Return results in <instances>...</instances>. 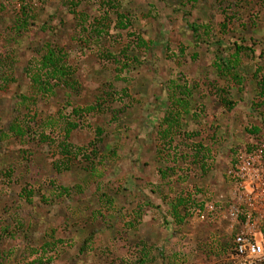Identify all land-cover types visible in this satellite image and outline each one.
Instances as JSON below:
<instances>
[{"label":"rangeland","instance_id":"374dc122","mask_svg":"<svg viewBox=\"0 0 264 264\" xmlns=\"http://www.w3.org/2000/svg\"><path fill=\"white\" fill-rule=\"evenodd\" d=\"M49 49L77 91L31 82ZM262 77L264 0H0V250L21 240L4 264H230L229 222L196 211L225 217L232 162L264 145Z\"/></svg>","mask_w":264,"mask_h":264},{"label":"built area","instance_id":"2783aa9c","mask_svg":"<svg viewBox=\"0 0 264 264\" xmlns=\"http://www.w3.org/2000/svg\"><path fill=\"white\" fill-rule=\"evenodd\" d=\"M234 197L222 215V207L206 204L196 211L200 221L229 222L232 249L230 264H264V145L236 156L227 172Z\"/></svg>","mask_w":264,"mask_h":264},{"label":"trees","instance_id":"16d2710c","mask_svg":"<svg viewBox=\"0 0 264 264\" xmlns=\"http://www.w3.org/2000/svg\"><path fill=\"white\" fill-rule=\"evenodd\" d=\"M24 7V6H23ZM24 10V8H22ZM123 17L121 15H118V19H119V28H125V25L122 24V21L120 19H122ZM30 19V16L27 15L26 12L22 11L20 16H15V18L13 19V28L12 30L16 32V35H18V37H22L24 38L25 35L28 32V26H29V22L28 20ZM194 30V35H195V39L198 40L199 42L202 41L200 35H197V28H193ZM243 49L241 46H238L236 49V56L239 54V51ZM63 62H64V56L62 53H56L55 50H51L49 49L48 52L44 55L41 56L40 58V66H39V72L34 75L31 78V82L34 84L39 85L40 87H44V86H48L50 81H54V83H60V85H64V86H69L68 88L72 91L75 92L78 89V81L73 77V75L69 74L68 72H66V70L63 68ZM228 63L231 62L234 64L235 61H227ZM237 77V75L235 76ZM238 82L240 83V80L238 79ZM59 85V86H60ZM258 88H259V92H258V97L264 99V77H262L261 81L257 84ZM107 92H102V96L106 95ZM20 101L21 103L25 100L24 96H20ZM100 102H104L103 100H101V98H97L96 99V103L94 105H100ZM229 105H231L230 103H228ZM95 109V108H94ZM87 111H93V107H89L87 108ZM76 113V110H75ZM117 114V112H113L112 116ZM77 128V124H69L68 129L66 130V137L71 133V131L73 129ZM5 131V129L7 128H3ZM11 130H15L16 127H10ZM18 132V130H17ZM258 129H253V132L251 133H257ZM97 133L98 135H101L102 131L100 129H97ZM6 133L5 132H0V143L1 144H5L6 141ZM252 150H255V148L253 149L252 147H247L245 149V152H250ZM235 160V159H234ZM90 162L89 158L86 157V162ZM234 163V161L232 162ZM233 165V164H232ZM95 169L93 167L90 168V173L93 172ZM12 174V171L7 170L4 173V176L6 175V177H10ZM62 191H66L65 188L60 187L59 188ZM33 192L31 190H29L28 192H26V194L23 196H21L22 200H25L27 205H31L33 200ZM186 200L183 198V196H179L176 198L175 200V205L172 206V218L174 220H176V222L182 223L183 218H180V214L178 212V209L180 207H186ZM198 208H201V206L198 205ZM22 226V225H20ZM6 234H4L5 236H3L4 238L1 240V243H3L4 246H2L1 250H0V263H5L9 257L14 253V251H16L17 249L20 248L21 246V240L18 238H16L18 236L14 235L13 232L10 230H4ZM21 233H24L23 231H21ZM90 240V239H89ZM60 243L61 241L58 240ZM232 237L227 239V243L224 242L223 246H222V251L226 252V250H231L232 249ZM87 241H85L84 243H86ZM44 247L48 248L46 250L51 251L53 250V248H55V244L51 243V242H46L44 244ZM83 250V249H82ZM148 260L147 258H140V260L137 261V264H147ZM27 264H43L41 259L37 261V259H33L30 262H28Z\"/></svg>","mask_w":264,"mask_h":264}]
</instances>
